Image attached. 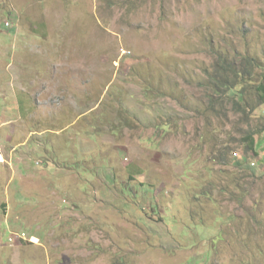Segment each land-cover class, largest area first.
Here are the masks:
<instances>
[{
    "label": "rangeland",
    "instance_id": "obj_1",
    "mask_svg": "<svg viewBox=\"0 0 264 264\" xmlns=\"http://www.w3.org/2000/svg\"><path fill=\"white\" fill-rule=\"evenodd\" d=\"M243 58L264 0H0V264H264Z\"/></svg>",
    "mask_w": 264,
    "mask_h": 264
},
{
    "label": "trees",
    "instance_id": "obj_2",
    "mask_svg": "<svg viewBox=\"0 0 264 264\" xmlns=\"http://www.w3.org/2000/svg\"><path fill=\"white\" fill-rule=\"evenodd\" d=\"M214 69L209 78V84L214 91L224 92L225 97L236 101L235 105L239 108L249 105L246 99L250 95L255 98L258 106L264 104V67L250 58H243L239 67L224 65L223 61L218 60ZM243 142L247 151L255 152L257 142L253 135L245 138Z\"/></svg>",
    "mask_w": 264,
    "mask_h": 264
},
{
    "label": "built area",
    "instance_id": "obj_3",
    "mask_svg": "<svg viewBox=\"0 0 264 264\" xmlns=\"http://www.w3.org/2000/svg\"><path fill=\"white\" fill-rule=\"evenodd\" d=\"M7 26V23H6ZM26 240V235L25 234H16L13 235L12 237L9 238V241L12 243L14 241H25Z\"/></svg>",
    "mask_w": 264,
    "mask_h": 264
}]
</instances>
